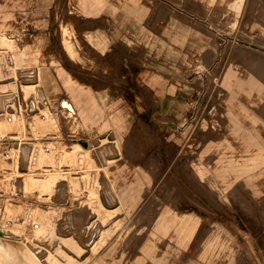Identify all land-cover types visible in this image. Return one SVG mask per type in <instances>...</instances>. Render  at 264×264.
I'll list each match as a JSON object with an SVG mask.
<instances>
[{
  "label": "rangeland",
  "instance_id": "obj_1",
  "mask_svg": "<svg viewBox=\"0 0 264 264\" xmlns=\"http://www.w3.org/2000/svg\"><path fill=\"white\" fill-rule=\"evenodd\" d=\"M114 1L99 14L87 15L80 11L79 0H58L45 24L16 7L18 27L6 32L40 48L39 56L46 59L41 68L43 86L61 123L67 118L60 100L71 96L58 67L91 90L110 121L107 130L119 140L118 167L131 173L128 180L121 179L125 195L138 202L123 214L105 245L106 228L122 215L105 212L106 196L100 190L107 186L106 178L100 170L82 171L91 156L74 150L73 144L91 148L93 132L70 130L42 114L35 120L25 110L30 133V122L36 123L34 138L42 141L44 161L32 163L30 172L19 171L22 179H18L12 151L17 143L11 135L20 133V120L0 117V229L21 232L26 264H112L115 257L122 264H237L241 258L251 264L250 240L264 232V162L252 171L242 170L233 180L227 153L241 154L240 146L250 133L258 135L264 146V0ZM64 38L74 43V55ZM3 55L0 48L1 77L8 75L9 62ZM243 70L250 79H244ZM229 72L236 75L235 82L225 81ZM13 80L10 76L5 82ZM241 81L242 89L236 90ZM247 83L252 88H246ZM114 116L124 121L125 128L112 121ZM47 168L55 170L45 171L46 177L73 183L75 190L64 196L32 193L39 170ZM62 169L73 173L65 175ZM14 178L20 184L23 180L25 194L16 189ZM76 198L89 205L90 212L77 215ZM88 213V221L96 213L99 219L86 237L81 228ZM72 215L80 231L71 228ZM185 221L195 224V230L181 242L177 228ZM55 230L82 243L97 241L102 231V240L93 250L68 244L67 253L61 250L41 262L29 244L43 238L50 247L62 246ZM215 239L225 249L209 251V242ZM112 245L115 248L109 251ZM1 249L0 264H10Z\"/></svg>",
  "mask_w": 264,
  "mask_h": 264
},
{
  "label": "crops",
  "instance_id": "obj_2",
  "mask_svg": "<svg viewBox=\"0 0 264 264\" xmlns=\"http://www.w3.org/2000/svg\"><path fill=\"white\" fill-rule=\"evenodd\" d=\"M57 1L58 0H0V48L4 50L3 58L6 60V63L9 62L7 63L8 69L6 70L7 71L6 73H8V75L6 74L3 77L0 76V81H4V82H0V117H6L7 121L20 120L19 124L21 127V131L20 133L12 134L11 139H15L18 145L20 144L22 147H26L28 149L29 158L25 160L21 152L22 156L20 157V161L21 160L29 161L25 166L29 169L32 167V163L33 165L35 163L37 164V162L41 164L40 161H44L42 156V141H37V139L40 138H34V132H35L34 124L36 123L35 121L30 122L32 123V127H33V133H30L28 129V120L26 115L24 114L25 110L31 111L30 102L32 100H34L36 105L39 106L37 112H31V116L35 118V120L40 116V114H42L44 115V118L47 119L53 118L56 120L58 125L64 124L70 130L73 131L85 130V129L90 130L91 132H93L91 133L93 134V138L98 139L101 145H105V144L110 145V147H108V151L110 154L107 157L106 165L103 164L100 156L96 152V148L90 150L89 154L82 152L83 155L87 154L91 156L90 161H87L88 165L84 167V169L82 168V171L94 172L100 169L106 178V184L109 190V194L111 196L112 201L114 202L110 204L107 202L106 197H104L105 200L104 208H106L104 209L105 212H109V213L111 212L114 213L115 215H119V214L122 215V217L118 216L117 218H115L112 221V223L109 224L108 227L106 228V231L108 233V235H106L105 238L106 239L105 245H106L108 239L113 235L115 230L122 223L123 220L122 218H124L123 214H128L138 202L137 197H132V198L127 197L123 189V183L121 179L128 180L131 176V173L129 169L126 168L125 166L121 168L118 167L119 162L122 158L119 140L113 133L107 130L110 125V121L105 119L104 112L97 103V99L91 94V90H89L87 87L76 81L66 71V69H64L63 67H58L59 77L62 80L64 87L67 89L68 93H70L71 96L70 98H63L60 100L61 109L64 112V114H66L65 116L67 118V120L61 123V119L55 116L56 113L53 111L50 96L46 88L43 86V82H42L43 77H42L41 68L45 66L46 59L39 56L40 48L37 46H32L31 44L22 41V39L18 38L16 35H9L6 32L8 30L15 29L18 27V23H16L17 20L16 7H23L24 10H27L28 12L32 13V17L34 21L40 24L43 23L45 24V23H50L51 15L49 11H51L52 7L57 3ZM107 2L108 4H112V5L115 4L114 0H109V1L79 0L80 11L87 15L90 14L96 15L107 8L106 7ZM64 31L65 33L68 32L67 26H64ZM98 39H100V41L103 42L104 38H101L100 35L98 36ZM64 43L68 52L71 55H74L76 52L74 43L67 38H64ZM7 56L9 57V59L6 58ZM23 69L33 71L30 74H34L35 76L31 78L21 77L20 74ZM245 71L246 70H243L242 73L244 79H250L248 78L250 74L246 73ZM24 75L27 76L29 74H24ZM10 76L14 77V80L5 82V80L9 79ZM235 80H236L235 74L231 72L226 74L225 81H227L228 83H232L235 82ZM247 84L248 85L246 86V88H252L251 84L249 83ZM40 87L43 88L44 94L46 95L50 103L49 105L40 104L39 100L36 98L37 90ZM234 88L236 90L238 89L241 90L242 81L237 82ZM18 92L21 93L20 95H22L24 100L27 101V107H25L24 105L21 104V102H19ZM63 101H68L73 106L75 113L69 111L67 108H63L62 107ZM11 117H13L12 120H10ZM112 121L116 125H119L122 129L125 128L124 121L122 119H119L117 116H114ZM42 123H44V121ZM132 140L133 139L127 141V144L130 147ZM73 144L80 146L75 142ZM80 147L84 149L82 146ZM240 148L242 150L241 154L236 155L230 152L227 153L228 156L227 155L224 156V157L227 156L228 161H230L229 164H231L232 166L233 174L231 175V179L233 180H236L241 176V174L243 173L242 170H246V172L252 171L259 165L260 161L264 162V146L258 139V135H254L253 133L248 134V136H246V142L242 143V146H240ZM12 150L13 152L15 151L14 153H16V155L14 154V158L18 166L17 171H19L18 158L20 155V149H17L15 148V146H13ZM74 150L77 149L74 148ZM17 151L19 152V154ZM100 164H102L103 167H100ZM43 170H44L43 173L41 170H39L40 177L38 178V185L37 182L34 181L32 193H35L36 191H40L41 193L43 192L44 194L48 193L50 195H53L56 193L57 195L62 196L65 195L68 191L75 190L74 189L75 184L72 185L73 183L64 182V179H55L53 175L46 177L47 173H45V171H54L55 169L47 168ZM62 170L65 171V175L69 173H73L70 172L71 169H62ZM106 170H107V174L105 173ZM133 175L135 176V178ZM133 175H132L133 180L138 182L139 179L136 178V174L134 173ZM83 177L84 176L80 178ZM83 186L85 185H82L80 188H82ZM22 187L23 188H21L20 191L18 189L17 190L25 194L26 189L24 187V183H22ZM76 199H79L80 201L79 204L77 205V208L79 210L78 212L79 214L77 215H81L82 213L84 214L86 213V211L90 212L89 210L90 207L87 204H85L81 198H76ZM96 217L97 216H94L93 218L90 219V221H88V218H90L88 213L87 223L81 228V233H84L86 237L88 236L90 225L95 220L99 219L98 217L97 218ZM74 218H75L74 215L70 216L71 228L75 231H80V229H78L74 224L73 221ZM194 230H195V224H193L190 221L183 222V224L177 228L178 236L181 239V242L188 241L192 237ZM58 233L60 232L58 231ZM61 235L62 237L58 239H60L59 244H63V245L62 246L58 245V247L60 246V251L62 250L65 253H67L68 251V244L70 246L72 245L79 247L86 246L88 249L93 250L98 246V242L102 240V231L100 232L99 236L96 238L97 241L91 247L87 246L86 243H82L80 239H78L76 236L72 234H68V235L61 234ZM23 240L24 238L20 240V239L0 237V246L2 247L1 255L5 257V261L7 263L26 264V261L24 259V254L22 252L23 247L21 245ZM250 244L254 248L252 250V253H249L250 263L264 264V232L261 236L256 237V240L255 239L250 240ZM113 248H115V245H112L109 248V251ZM223 249H225V245L221 243L219 239H215L209 242V251H215V250L217 251ZM19 256H21L23 261H19L20 258ZM36 257L38 256L36 255ZM115 259L116 261L114 260L112 264H122L121 260H119L118 257L117 258L115 257ZM62 260L66 261L67 259H62ZM39 261L42 262L45 260L41 258ZM237 264H248V263L243 258H241Z\"/></svg>",
  "mask_w": 264,
  "mask_h": 264
},
{
  "label": "bare ground",
  "instance_id": "obj_3",
  "mask_svg": "<svg viewBox=\"0 0 264 264\" xmlns=\"http://www.w3.org/2000/svg\"><path fill=\"white\" fill-rule=\"evenodd\" d=\"M6 58H8L9 59V57L7 56ZM10 67V66H9ZM33 71H29V70H27V69H23L22 70V72H21V74H20V76L21 77H34L35 75L34 74H30V73H32ZM24 74H29V75H27V76H25ZM36 98L39 100V102H40V104H45V105H49L50 103H49V101H48V99H47V97H46V95L44 94V90H43V88H38V90H37V93H36ZM12 100V99H11ZM63 102H65V103H67V104H70L68 101H63ZM30 106H31V108H30V110H31V112H37L38 111V109H39V106H37L36 105V103H35V101L34 100H32L31 102H30ZM62 107L63 108H67L69 111H71V112H73V113H75V110H74V108H73V106H72V109L71 108H69V107H67V106H64V105H62ZM48 111V110H47ZM30 141V140H29ZM76 144H78V145H80V146H82L84 149H87V150H84V149H82L81 147L80 148H78L77 146H76V149L77 150H79V151H81V152H84V153H87V154H89L90 153V150H92L93 148H96V152L98 153V155L100 156V158H101V160H102V162H103V164L104 165H106L107 164V157H108V155L110 154L109 153V151H108V147H110V145H101L100 144V142H99V140L98 139H94V142H93V145H92V147L91 148H86V147H84L81 143H79V142H75ZM15 148H17V149H20V155H19V161H20V157L23 155V157H24V159L25 160H27L28 158H29V151H28V149L26 148V147H22L20 144L18 145L17 144V146H15ZM13 151V150H12ZM15 152V151H14ZM18 152V151H17ZM21 152H22V155H21ZM18 154H19V152H18ZM15 155H16V153H15ZM18 157V156H17ZM22 157V158H23ZM22 161V160H21ZM18 162V161H17ZM21 165L19 164V171L21 172V173H27V172H30V169L29 168H27V167H25V166H21ZM17 168H18V166H17ZM104 169V168H103ZM102 169V170H103ZM100 170V169H99ZM19 171H18V174L16 173V177L18 178V179H22V174H20L19 173ZM101 171V170H100ZM17 178H16V180H15V187H16V189H18L19 191H20V189L21 188H23L22 187V183H23V180H22V183L20 184L18 181H17ZM98 183V182H97ZM98 185V184H97ZM99 187V186H98ZM96 189V188H95ZM102 189V192H104L105 194H104V196H106V200H107V202L108 203H113L114 201H112V199H111V196H110V194H109V191H108V187L107 186H104L103 188H101ZM104 189V190H103ZM96 191V190H95ZM95 191H93L94 192V194L96 195V193H95ZM100 192H101V190H100ZM100 192H98L99 194H100ZM93 194V195H94ZM92 195V196H93ZM62 196H64V195H62ZM91 198V197H90ZM93 198H94V196H93ZM92 198V200H91V202H93V200H94V202H95V199L97 198H95V199H93ZM93 202V203H94ZM82 204V203H81ZM95 204V203H94ZM89 206V205H88ZM60 211V210H59ZM93 212L95 213L96 212V210L94 211L93 210ZM59 215V214H58ZM96 216L98 217V213H96ZM96 217V218H97ZM99 218V217H98ZM59 219V218H58ZM95 219V218H94ZM114 219V218H113ZM93 220V219H92ZM100 222V221H99ZM107 224V223H106ZM8 229V228H7ZM5 229V228H1L0 229V237H3V238H12V239H23L22 237H20V235L22 236V234H21V232H19V231H16V230H13V229ZM59 232H60V230H58ZM58 231L56 232V230H55V232H56V235H55V237H57V238H61L62 237V235L60 234V233H58ZM4 232V233H3ZM53 233V232H52ZM10 234H12L13 235V237H12V235H10ZM46 238L48 237V236H45ZM44 237V238H45ZM51 238V237H50ZM53 238V237H52ZM41 238H36V239H34L33 240V243L31 244V242H30V244H29V248L31 249V251L33 252V253H35L40 259L41 258H43L45 261H48V260H50L54 255H58L59 254V251H60V246L58 247V246H56V247H50L49 246V244L47 245V244H44V241H48V240H40ZM48 239H49V237H48ZM56 239V238H55ZM54 239V240H55ZM60 240V239H59ZM57 241V240H56ZM52 242L53 241H51V246H52ZM58 242V241H57ZM96 242V240L95 241H93V242H88V243H86V245L87 246H89V247H91V246H93V244ZM59 244V243H58ZM58 247V248H57ZM55 250V251H54ZM37 257V258H38ZM38 258V259H39ZM39 259V260H40ZM45 263V262H44ZM50 264V263H49Z\"/></svg>",
  "mask_w": 264,
  "mask_h": 264
},
{
  "label": "water",
  "instance_id": "obj_4",
  "mask_svg": "<svg viewBox=\"0 0 264 264\" xmlns=\"http://www.w3.org/2000/svg\"><path fill=\"white\" fill-rule=\"evenodd\" d=\"M62 105L67 106V107H69V108L72 109V105H71V104H67V103H65V102H62ZM84 144H85V145H88V143H85V142H84Z\"/></svg>",
  "mask_w": 264,
  "mask_h": 264
},
{
  "label": "built area",
  "instance_id": "obj_5",
  "mask_svg": "<svg viewBox=\"0 0 264 264\" xmlns=\"http://www.w3.org/2000/svg\"><path fill=\"white\" fill-rule=\"evenodd\" d=\"M34 226H35V228H38L39 227V223H35Z\"/></svg>",
  "mask_w": 264,
  "mask_h": 264
}]
</instances>
